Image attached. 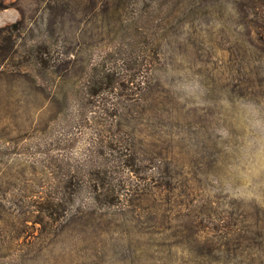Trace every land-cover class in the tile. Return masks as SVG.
<instances>
[{
    "label": "rangeland",
    "instance_id": "1",
    "mask_svg": "<svg viewBox=\"0 0 264 264\" xmlns=\"http://www.w3.org/2000/svg\"><path fill=\"white\" fill-rule=\"evenodd\" d=\"M86 1L0 0V264H264V54L227 0H132L127 37ZM120 128L155 156L104 195Z\"/></svg>",
    "mask_w": 264,
    "mask_h": 264
},
{
    "label": "trees",
    "instance_id": "2",
    "mask_svg": "<svg viewBox=\"0 0 264 264\" xmlns=\"http://www.w3.org/2000/svg\"><path fill=\"white\" fill-rule=\"evenodd\" d=\"M130 2L132 3V0H87L84 3L83 8L92 15L88 16L86 21L87 23L92 22L102 28H113V23H115V25L118 24V27L126 34L125 37H127L130 25L126 23V9L128 8ZM227 3L234 16H237L238 26L245 28L248 43L264 54V0H227ZM132 11H135L134 7H132L131 12ZM141 19L142 17H139V20L137 19L134 20L133 23L131 22L132 25L135 26V31L137 30L136 35H139L140 37L144 35L141 26H138V24L141 23ZM163 21L159 22L157 26L161 27L164 23ZM170 21L171 19L169 16L164 23L165 26H163L166 31H171L172 29ZM20 24L21 20H18L13 24V26L18 28ZM6 29L8 28H0V45L2 46L6 45L9 41H13V37L10 33L4 34ZM144 41H146L145 38ZM45 52L46 51L43 50L42 54ZM112 75L113 74L105 75L107 78H96L93 83H95L97 91L92 92L91 94H99L109 88V86L111 89L116 88V78H109V76ZM125 81H127L128 84H125ZM108 83H110V85L106 86ZM117 83L120 87L121 85L127 86L128 89H132L134 87L130 86V79L128 78H118ZM136 92V90H132V92L130 91L125 93V95H134ZM133 101L134 103H132V105L135 107L138 106L139 97L133 96ZM120 102L121 100L118 99L115 103L113 102V106H116V104H119ZM119 131L121 133L128 134L129 140L121 138L119 139L118 144L114 146L113 164L124 166L126 170L119 171L114 169L113 172L117 173L111 175V179L106 182L105 180L107 179V175L110 170L109 168L104 167L102 171L104 173L105 180L100 181L99 177L94 178V181L96 182V189L104 195L115 194V192L119 191L118 188L121 184L126 185V183H129L131 185L128 178H130L131 175H135L137 177L140 176L141 172H143L141 163L151 161L155 156V154L144 150L143 147L145 140L137 130L127 131L120 128ZM135 184L136 186L139 185L137 183Z\"/></svg>",
    "mask_w": 264,
    "mask_h": 264
}]
</instances>
